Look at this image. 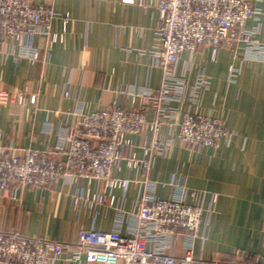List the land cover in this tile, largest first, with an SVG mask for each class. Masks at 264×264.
<instances>
[{
    "label": "crops",
    "instance_id": "obj_1",
    "mask_svg": "<svg viewBox=\"0 0 264 264\" xmlns=\"http://www.w3.org/2000/svg\"><path fill=\"white\" fill-rule=\"evenodd\" d=\"M53 9L59 17L52 31L64 34L62 41L36 40L39 59L18 57V43L0 33V92L23 93V104H0V151L4 144L16 150L47 151L64 143L79 112L92 114L110 108L140 106L130 90L157 91L163 71L155 63V30L159 24V0H32ZM263 14L259 22L248 20L264 41V0H252ZM67 18V24L63 21ZM232 48L223 47L213 58L210 47L183 52L176 68L188 89L182 101L174 102L179 115L200 113L223 120L232 134L218 147L193 150L182 144L166 126L160 135L173 142L165 155L151 153L149 171L131 169L133 153L143 158L153 131L128 135L115 174L128 180L126 189H110L97 180L82 179L77 185L65 178L47 188L11 187L0 195V232L75 244L82 230L120 231L135 228L132 212L144 181L155 182L154 195L166 200L187 191L186 202L204 208L217 196L214 211L205 214L194 240L178 235L170 254L180 257L191 245L196 258L209 263L251 262L264 256V62L241 64L235 81L229 69L239 66ZM200 72L209 85L191 100V88ZM31 96L36 97L35 104ZM148 120L156 116L149 113ZM103 195L106 202L90 208L85 196ZM114 204L110 205L111 198ZM78 201H81L78 204ZM54 264H88L60 259Z\"/></svg>",
    "mask_w": 264,
    "mask_h": 264
},
{
    "label": "built area",
    "instance_id": "obj_2",
    "mask_svg": "<svg viewBox=\"0 0 264 264\" xmlns=\"http://www.w3.org/2000/svg\"><path fill=\"white\" fill-rule=\"evenodd\" d=\"M134 3L136 0H122ZM159 24L155 30V63L163 71L160 88L130 90L138 108H110L86 114L79 112L75 126L67 133L63 144L47 151L31 149L11 152L7 143L0 151V195L11 187L35 186L47 188L61 179L77 185L82 179L97 180L110 189H126L128 180L115 174L125 147H132L128 135L143 129L153 131V139L143 158L131 154L127 165L131 169L149 171L151 153L165 155L173 140L163 139L160 128L166 126L170 134L193 150L218 147L222 139L232 134L220 118L200 113H185L178 117L174 102L182 101L188 89L187 82L177 76L180 55L195 53L200 46H210L213 58L223 47L232 48L240 60L231 66L229 76L235 81L245 62H264V41L256 40L259 24L247 30L248 20L260 21L262 12L250 0H159L156 4ZM59 15L51 8L39 6L32 0H0V33L5 40L18 43V57L38 60L36 40L45 38L49 43L62 41L64 34L52 31V22ZM67 24V18L63 21ZM209 85L200 72L191 88L195 101L201 88ZM23 93L0 92V104H23ZM35 104L36 97L31 96ZM153 113L156 118L149 121ZM155 182L144 181L132 217L135 228L129 235L120 231H88L79 233L75 244L31 238L19 232H0V264H54L57 260L80 261L88 264H264V256L255 263H209L194 256L191 245L180 257L170 254L178 235L194 240L199 234L202 218L214 211L217 196H212L207 208L197 202L199 194L192 192L195 203L186 202L187 191L161 200L155 197ZM90 208L103 205L100 196H85ZM81 201H78V204ZM114 204L113 197L110 205Z\"/></svg>",
    "mask_w": 264,
    "mask_h": 264
},
{
    "label": "rangeland",
    "instance_id": "obj_3",
    "mask_svg": "<svg viewBox=\"0 0 264 264\" xmlns=\"http://www.w3.org/2000/svg\"><path fill=\"white\" fill-rule=\"evenodd\" d=\"M251 1V3H252V5L255 7V5L253 4V1L252 0H250ZM207 47H210V46H207ZM211 48V47H210ZM212 49V48H211ZM185 52H188V51H185ZM190 53V52H189Z\"/></svg>",
    "mask_w": 264,
    "mask_h": 264
}]
</instances>
